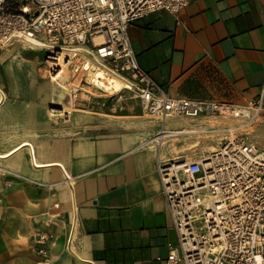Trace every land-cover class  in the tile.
<instances>
[{
  "label": "crops",
  "instance_id": "1",
  "mask_svg": "<svg viewBox=\"0 0 264 264\" xmlns=\"http://www.w3.org/2000/svg\"><path fill=\"white\" fill-rule=\"evenodd\" d=\"M181 19L187 26L158 11L131 25L140 67L173 97L237 105L257 99L264 89V0H193ZM10 65L0 66L6 94L0 134L31 130L40 137L0 140V264H40L38 232L56 236L52 264H168L169 245L178 237L157 163L202 161L242 120L204 112L162 121L124 91L123 100L114 94L120 103L114 122H103L106 116L95 107L77 108L66 121L50 113L54 84ZM262 118L247 132L258 145ZM62 168L75 179L73 187L64 183ZM54 205L59 208L51 211ZM76 211L80 228L70 251L66 241Z\"/></svg>",
  "mask_w": 264,
  "mask_h": 264
},
{
  "label": "built area",
  "instance_id": "2",
  "mask_svg": "<svg viewBox=\"0 0 264 264\" xmlns=\"http://www.w3.org/2000/svg\"><path fill=\"white\" fill-rule=\"evenodd\" d=\"M192 1L0 0V50L32 36L44 42L51 57L71 55L69 61L74 63L69 71L83 73L86 80L81 83L96 88L90 79L100 71L99 64H104L126 84L114 93L119 100H123L124 91L130 92L148 116L162 121L198 118L204 112L241 119L240 130H228L221 148L202 161L157 163L162 193L178 237L177 244L169 245L167 263L264 264V148L245 131L263 116L264 89L246 105L173 97L140 67L129 38L134 22L158 11L170 13L178 24L187 26L181 13ZM85 61L92 63L88 70ZM50 73L54 81L57 68ZM82 90L80 84L70 86L69 106L74 110ZM5 97L0 88V105ZM61 110L50 111L59 117ZM62 117L69 121L65 114ZM62 169L64 183L73 187L75 179ZM58 208L54 205L50 210ZM48 217L49 222L54 219ZM79 228L76 211L66 241L70 251L76 248ZM55 239L53 233H36L40 264H52L49 247Z\"/></svg>",
  "mask_w": 264,
  "mask_h": 264
},
{
  "label": "rangeland",
  "instance_id": "3",
  "mask_svg": "<svg viewBox=\"0 0 264 264\" xmlns=\"http://www.w3.org/2000/svg\"><path fill=\"white\" fill-rule=\"evenodd\" d=\"M35 39H37V38H35ZM37 40H39V39H37ZM39 41L43 42L41 40H39ZM23 42L24 41L14 42L9 47L0 50V66L7 65V64L11 63V65L9 66V69H11V67L13 65H15L13 67V72L25 74V75H39L44 80H46L48 83H50L52 85L54 84L53 88H57V89H59V91H61V90L63 91V89L60 88L61 87L60 84L64 81V78L69 74L70 75V76H68L69 81L66 83L67 85L65 86V89H64V92H65V95L63 98L64 105L69 106V103H70V98L68 95L70 86L80 84L82 86V89H84L85 91H88V92L90 91V92H89V94H87V92L85 94V93H83L84 91L82 90L83 92L80 93V96H79L80 100L76 103V108L79 109V108L85 107L86 110L91 111L92 108L95 107L94 112L101 113L102 116L107 115L106 117H102L103 122H106V123L108 122V124L114 122V118H113L114 117V105H116V104L118 106L120 105V103H117V100H116V102H114V92L113 91H114V88L117 84V80L110 77V81H109L108 85L107 86H101L100 85L101 83L99 82L98 77L96 75H93V77L90 80L95 86H98L100 89L96 88L94 86H91L90 88H88V86L85 85L84 82L81 83V81L86 80V77L84 79H82L84 76L83 73L81 75H75L72 72V70L69 71L70 67L66 68L65 65L63 64L64 69H63L62 75L57 79L53 78L54 79V81H53L51 79V73H50L51 69L53 68L50 64V62H51L50 58L52 55H51L49 49H47L46 47L44 49H39L36 47L34 48L31 46H28L26 43H23ZM93 79H94V81H93ZM5 91H7V88H5ZM88 98H91V100L93 101V104L90 105L91 107L87 108L86 106H84V104L88 105V102H85V100H87ZM51 103L52 104L50 106V110H52V109L61 110V107L58 106L56 104V102L52 101ZM50 113H51V111H50ZM51 115H52V113H51ZM3 117H4V115L0 116V122L6 121ZM52 117H53V115H52ZM262 121H263V118H261L259 120L258 124H261ZM254 126H252V127H254ZM252 127H249L246 131L247 132L254 131L252 129ZM3 132L5 134H3V136L0 134L1 135L0 140L6 141L7 144L12 143L14 141V139L31 140L33 137H38L37 135H39V137H40V134L37 133V131H31V130H23V131H19V132L15 133V131H10V130L6 129V131H3ZM40 133H42V131ZM259 138H257V139L260 142L261 137L259 136Z\"/></svg>",
  "mask_w": 264,
  "mask_h": 264
},
{
  "label": "bare ground",
  "instance_id": "4",
  "mask_svg": "<svg viewBox=\"0 0 264 264\" xmlns=\"http://www.w3.org/2000/svg\"><path fill=\"white\" fill-rule=\"evenodd\" d=\"M24 41L23 43H26L28 46H31V47H36V48H39V49H44L46 46L44 44V42H40L39 40L35 39L34 37H31V36H25L24 39L22 40ZM33 49V48H32ZM59 55V56H58ZM56 54V57H51L50 60V64L53 68H57V75L55 77H53L54 79H57L59 78L62 73H63V64L65 65L66 68L70 67L71 64L74 63V61H69V59H72L71 55H67L66 53H59V54ZM69 62V63H68ZM84 65H86V70H88L90 67H92V63L91 61H88V62H84ZM100 66V71L95 73L94 75H96L99 79V82L101 83L100 85L101 86H107L109 81H110V77L117 80V84L114 88V93L116 92H120L122 91L124 88H125V83L119 79L117 76H115L114 74H112L109 70H108V67L104 64H99ZM63 67V68H62ZM73 74V73H72ZM81 75V74H80ZM68 76H70L69 74L64 78V81L60 84L61 87L63 89V91H59V89L55 88L54 89V93H55V102L58 106L61 107V115L63 116L64 114L66 115L65 118H69V120L73 117V108L72 106H65L64 105V102H63V98H64V95H65V92H64V89H65V86L67 85L66 82L68 80ZM112 79V80H113ZM91 83V82H90ZM91 86V85H90ZM84 110V109H83ZM87 111V110H86ZM92 114V113H91ZM94 114V113H93ZM108 114V113H107ZM61 116V117H62ZM100 116V115H99ZM107 116V115H106ZM78 117V116H77ZM105 119V118H104ZM108 119V118H107ZM109 120V119H108ZM75 122V121H74ZM249 128V127H248ZM247 128V129H248ZM246 129V130H247ZM245 130V131H246ZM247 132V131H246ZM260 147H263L264 148V139L262 140V142L260 141ZM20 148H18L17 150H19ZM17 150H14L12 152H10L9 154H7L6 156H3V157H8L10 156L11 154H14ZM2 158V157H1Z\"/></svg>",
  "mask_w": 264,
  "mask_h": 264
}]
</instances>
